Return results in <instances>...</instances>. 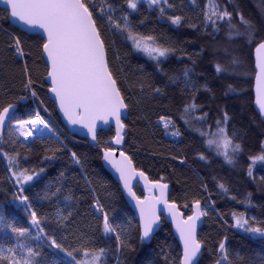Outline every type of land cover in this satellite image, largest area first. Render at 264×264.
Returning <instances> with one entry per match:
<instances>
[{"label":"trees","instance_id":"trees-1","mask_svg":"<svg viewBox=\"0 0 264 264\" xmlns=\"http://www.w3.org/2000/svg\"><path fill=\"white\" fill-rule=\"evenodd\" d=\"M208 1L166 0L162 15L158 7L150 8L142 1L136 10H130L126 0H95L98 7L100 3L105 7L107 3L112 4L114 19L127 13L138 32L152 35L160 45L173 49L157 65L143 53L135 51L119 31L108 29L106 32L109 59L122 80L130 104L124 118L127 126L124 150L132 156L134 165L151 180L169 184L170 200L180 205L185 215L191 213L194 200H200L203 208H207L208 215L204 216L198 232L204 245L200 264H215L217 243L225 235L230 249L243 257L238 264H264V239L232 227L235 221L231 215L233 212L244 213L250 220L255 217L264 226V181L261 180L264 162L257 161L252 167L255 179L248 176L252 163L249 158L264 150V120L255 107L253 95V53L255 44L264 40V0H214L219 8L232 14V23L241 33L245 29L240 24V14L251 23L256 32L253 44H248L243 36L229 39L226 19L215 25L205 20ZM5 8L0 5V53L4 54L0 56V105L16 104V114L24 118H27L26 113L34 110L31 97L23 87V61L14 58L8 50L11 36L22 35L28 44L26 52L31 55L25 59L33 77L38 79L35 85L37 95L50 110L51 124L59 137L56 139L53 134H48L43 140L25 144L21 138L17 141L6 128L0 142L3 151L10 155L19 153L21 167L36 171L44 169L39 180L25 186L24 194L29 196L32 210L45 233L54 235L69 251L79 249L82 243L89 249L105 248L104 264H173L181 247L171 224L161 216L160 227L153 238L148 243L141 242L136 227L138 219L126 202L119 183L102 164L100 150L114 136L113 128L98 131L100 147L68 134L56 105L48 96L46 66L36 43L41 35L15 26ZM177 15L182 17L180 25L173 24L170 19ZM234 58L239 59L238 64L233 63ZM217 64L227 71L217 72ZM185 68L191 69L195 89L191 86L185 88L182 77ZM156 89L160 90L159 93ZM21 97L27 98L22 100ZM193 99L197 108L186 116L189 121L186 125L181 116L184 115V106ZM40 110L43 116H47ZM224 112L230 118L229 133L235 130V142L240 143L242 149L233 165L222 156L207 151L204 139L196 131L206 125L195 117L206 113L207 125L214 130L215 121L222 119ZM161 117L171 118L181 135L168 136L159 122ZM71 152H76L79 163L73 162ZM201 153L206 160L199 158ZM46 156L52 158L45 160ZM220 184L225 185L227 193L219 188ZM18 187L10 176L6 158L0 152V216L3 217L0 244L10 247L19 239L39 252L35 264L63 262L66 254L50 247L43 236L40 240H26L17 238L11 231L9 225L30 228L32 235H36L29 212L14 199ZM57 187L61 192L53 195ZM135 190L143 195L138 185ZM69 194L72 196L70 201L65 199ZM97 199L108 211L110 222L123 226L130 233V249L116 252L114 234L103 233L102 215L94 208ZM209 201L215 202L210 208ZM186 203L188 209L183 207ZM58 212L65 216L72 213L66 229L59 221ZM73 254L78 260L82 258L75 252Z\"/></svg>","mask_w":264,"mask_h":264},{"label":"snow or ice","instance_id":"snow-or-ice-1","mask_svg":"<svg viewBox=\"0 0 264 264\" xmlns=\"http://www.w3.org/2000/svg\"><path fill=\"white\" fill-rule=\"evenodd\" d=\"M0 2L6 5L5 11L9 18L22 22L32 30H42L43 35L38 38L36 43L41 52V59L45 62L46 81L50 82L49 91L54 95L55 101L68 123L86 128L92 140L96 141L98 122L107 124L109 121H114L115 136L102 148V157L118 174L123 188L127 190L128 196L134 201V206L138 211L136 224L138 239L145 242L153 238L155 231L160 226L161 212L166 211L175 224L182 245L178 258L173 261V264H200L204 245L197 236V223L201 217L208 215L207 208L201 207L200 200H194L192 201L191 214L185 218L184 213L180 211V205L176 202H169L168 184L161 183L160 180H150L144 171L137 170L131 155L116 147L125 144L127 126L123 122L122 116L129 109L130 104L122 80L114 71L109 59V42L106 32L108 29L119 31L135 51L143 53L157 65L162 63V58H167L173 49L160 45L152 35L138 32L127 13L114 19L115 9L111 3H107L106 7H98L95 0H0ZM140 3L141 0H126L127 8L130 10H136ZM147 3L150 8L158 7L160 13L164 14L163 4L166 3V0H147ZM168 6L171 7V5ZM170 19L173 24L180 25L182 17L177 15ZM225 19L228 24L229 39L243 36L248 44H253L256 32L243 14L239 16L240 24L245 29L241 33L236 24L232 23V14L226 9L219 8V5H213L210 14L205 12V20L210 21L213 25L217 21ZM26 48H28V44L22 35L11 36L8 50L14 58L23 61L21 67L23 87L31 97L38 98L35 88L38 79L33 77L25 59L26 56L31 58L30 52H26ZM3 55L0 53V56ZM233 63L238 64L239 59L234 58ZM255 67L258 70L255 74V103L260 112L264 114V40L255 44ZM216 71H227V69L217 64ZM190 72L191 69L185 68L182 73L184 85L185 88L191 86L195 89L196 86ZM229 89L231 90V85H229ZM155 91L159 93L160 90L156 89ZM26 98L21 97L22 100ZM40 103L42 104L43 101ZM196 108L194 99L184 106V115L181 116V119L186 125L189 123L186 116ZM16 113L15 104L0 105V142L3 140L6 126H10V132L17 141L23 138L22 142L25 144L29 142V138H31V142L43 140L48 137L49 133L59 139L50 122L40 114V111L32 110L26 113L27 118L18 116ZM206 117V113L195 117L198 122L206 125V127L196 129L204 139L206 150L222 156L228 164L233 165L236 162L237 154L242 149L240 143L235 142V130L231 134L229 133L228 121L230 118L228 113L224 112L223 118L215 121V131L212 130L211 125H207ZM160 122L163 123L166 134L173 137L181 135L171 118L161 117ZM169 129L173 130L169 132ZM96 146L100 147L98 141ZM0 152L6 158L10 176L14 178V184L19 186L14 199L19 201L20 205L29 212L30 224L36 230V235L33 236L30 228L9 225L16 237L40 240L43 236L49 242L50 247L59 249L66 254L67 258L63 262L56 261L54 264H104V259L107 256L105 248L89 249L82 243L79 249L73 248L69 251L63 243L57 241L54 235L49 236L45 233L36 212L32 210L29 196L24 194L25 186L29 185V182L39 180L44 169L40 168L39 171H36L23 168L19 163V153L10 155L2 148H0ZM51 158L46 156L45 160ZM71 158L74 163H79L76 152H71ZM199 158L207 159L203 153L199 155ZM249 159L252 163L248 168V176L255 179L252 167L257 161L264 162V150L261 154ZM136 177L144 181L148 191V195L143 198L133 191L132 180ZM261 180L264 181V177H261ZM219 188L225 193L228 192L224 184H220ZM157 189L159 190L158 195L155 194ZM60 192L61 188L57 187L53 195ZM65 199L70 201L72 196L69 194ZM232 199H236V197H232ZM214 203V201H209L208 207L210 208ZM183 207L188 209L189 205L186 203ZM94 208L98 214L102 215L103 233L105 235L114 234L116 252L130 249V233L123 226L110 222L108 211L105 210L99 199L96 200ZM57 215L59 221L63 222L62 226L66 229L71 222L72 213L69 212L65 216L58 212ZM231 215L235 221L232 227L249 233L253 237L258 236L264 239V226H261L255 217L250 220L244 213L237 212H233ZM2 220L3 217L0 216V221ZM129 226H131V221H129ZM79 238L83 240V237ZM74 252L81 255L82 258L78 260L73 254ZM216 252L215 264H238L243 259L238 252L230 249L226 235L218 241ZM38 255L39 252L30 245L21 243L19 239L10 247L0 244V264H35V257Z\"/></svg>","mask_w":264,"mask_h":264},{"label":"water","instance_id":"water-1","mask_svg":"<svg viewBox=\"0 0 264 264\" xmlns=\"http://www.w3.org/2000/svg\"><path fill=\"white\" fill-rule=\"evenodd\" d=\"M142 2H145L147 3V0H141ZM0 5L2 6H5V4H3L2 2H0ZM12 20V23L17 26V27H20L21 29H23L24 31L28 32V33H32V34H40L41 36L43 35L42 33V30H32L30 29L28 26L26 25H23L22 22H18L14 19H11ZM253 58H254V68H255V74L256 72L258 71L255 67V48H254V53H253ZM255 74H254V79H253V95H254V104H255V107L257 109V111L259 112L260 116L262 117V119L264 120V114H262L259 110V107L258 105H256L255 103V96H256V93H255ZM46 80V79H45ZM46 83L48 84V96L49 98L54 102V104L56 105V108H57V111H58V114L61 118V121L63 122V124L65 125V127L67 128L68 132L71 133V134H74L80 138H83V139H86L90 144H93V145H96L97 143V139L96 141H93L92 138H91V135L88 133L87 129L86 128H83L82 126L80 125H71L68 123L67 119L64 117L63 115V112L60 111L59 107H58V103L55 101V98H54V95L52 93H50L49 91V88H50V82H47ZM16 105V104H15ZM16 108H17V105H16ZM128 114V110L126 111V113L124 114V116H122V119H123V122H124V118L127 116ZM113 128V131H114V136H115V125H114V121H109V123L105 124L104 122H98L97 124V134H98V131L99 130H107L109 128ZM7 128V126L5 127V129ZM4 129V131H5ZM127 129H125V132H126ZM113 136V137H114ZM112 137V138H113ZM112 138L110 140H112ZM109 140V141H110ZM117 148H121L122 150H124V145L122 146H116ZM103 148V147H102ZM102 148H101V156H102ZM102 164L104 166V168L111 174V176L119 183V186H120V189L123 193V196L125 197L128 205L130 206V208L133 210V212L135 213L137 219H138V211L136 210L135 206H134V201L128 196L127 194V190L123 188V183L122 181L119 180V177H118V174L115 172V170L106 162L104 161L103 157H102ZM136 167V166H135ZM137 168V167H136ZM137 170H140V171H143L141 169H138ZM145 175L149 178V176L145 173ZM150 179V178H149ZM151 180V179H150ZM35 181V180H34ZM32 181V182H34ZM155 181V180H153ZM32 182H29L32 183ZM161 183H167V182H164V181H160ZM168 184V183H167ZM138 185L140 187V189L142 190L143 192V195L141 196V198H143L144 196L148 195V191L147 189L145 188V184H144V181L139 178V177H136L135 179L132 180V187H133V191L136 192L135 190V186ZM136 194L138 196H140L137 192ZM155 194L158 195L159 194V190H155ZM169 194H170V186L168 184V190H167V197H168V200L169 202H174L172 200H170L169 198ZM201 207L203 208L202 206V203H201ZM161 208H163V206H161ZM180 211L183 212V210L180 208ZM184 213V212H183ZM191 214V213H190ZM189 214V215H190ZM161 216H163L165 218V220L171 224L172 226V230L174 232V235L176 237V239L178 240L179 242V245L180 247L182 248V245L180 244V241H179V235L178 233L176 232V227H175V224L172 222L171 220V217L168 216L167 212L166 211H162L161 212ZM185 218L188 216V215H185ZM203 221H204V216L201 217L200 221L197 223V236H198V232H199V229L201 228L202 224H203ZM160 224H161V221H160ZM160 227V226H159ZM158 230V229H157ZM156 230V231H157ZM155 231V232H156ZM150 240L148 241H145V243H148ZM203 249V248H202Z\"/></svg>","mask_w":264,"mask_h":264},{"label":"bare ground","instance_id":"bare-ground-1","mask_svg":"<svg viewBox=\"0 0 264 264\" xmlns=\"http://www.w3.org/2000/svg\"><path fill=\"white\" fill-rule=\"evenodd\" d=\"M100 6H103V4L102 3H100V5H99V7ZM31 97V96H30ZM37 97L38 98H33V97H31V101H32V104L34 105H36V107H37V109H38V111H40V114L42 115V112H41V110L40 109H42L45 113H46V115L47 116H49L50 118H52L51 117V112H50V110L42 103H40V101H41V99H40V97L37 95ZM37 103L40 105V109H39V107H38V105H37ZM57 109V108H56ZM34 110H35V107H34ZM68 134L72 137V136H76V135H74V134H71V133H69L68 132ZM34 135H36L35 133H34ZM29 140H31V138H29ZM125 198V197H124ZM126 200V199H125ZM127 202V201H126ZM135 214V213H134ZM172 227V226H171ZM173 231V230H172ZM173 234H174V232H173ZM175 236V235H174Z\"/></svg>","mask_w":264,"mask_h":264},{"label":"rangeland","instance_id":"rangeland-1","mask_svg":"<svg viewBox=\"0 0 264 264\" xmlns=\"http://www.w3.org/2000/svg\"><path fill=\"white\" fill-rule=\"evenodd\" d=\"M213 5H216L215 4V2H214V0H209L208 1V7H207V12H209V14L211 13V10H212V6ZM170 54H171V52H170ZM47 121H49L50 122V124L52 123L51 122V118L49 117V116H46V117H44ZM159 122H160V119H159ZM52 125V124H51ZM7 129L8 130H10V126H7ZM173 129H169V132L170 131H172ZM213 131H215V129L213 130ZM168 136H170V137H173V136H171V135H169V134H167ZM22 140H23V138H21ZM31 140H29V142H30ZM204 208H206V207H204ZM6 247V246H5Z\"/></svg>","mask_w":264,"mask_h":264},{"label":"built area","instance_id":"built-area-1","mask_svg":"<svg viewBox=\"0 0 264 264\" xmlns=\"http://www.w3.org/2000/svg\"><path fill=\"white\" fill-rule=\"evenodd\" d=\"M34 107H35V110H38L35 104H34ZM161 124L163 125V123H161ZM55 135H56V134H55Z\"/></svg>","mask_w":264,"mask_h":264}]
</instances>
